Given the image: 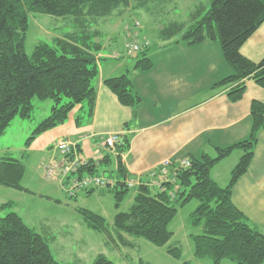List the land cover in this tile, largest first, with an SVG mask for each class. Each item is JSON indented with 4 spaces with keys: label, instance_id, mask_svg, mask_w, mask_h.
Returning <instances> with one entry per match:
<instances>
[{
    "label": "trees",
    "instance_id": "trees-1",
    "mask_svg": "<svg viewBox=\"0 0 264 264\" xmlns=\"http://www.w3.org/2000/svg\"><path fill=\"white\" fill-rule=\"evenodd\" d=\"M130 0H0V137L16 118L32 119L33 100H52L50 115L41 122L26 145L43 133L66 123L69 114L83 103L93 112L96 101L94 80L98 76L97 53L101 44L91 42L99 36L80 32L55 38L52 44L40 43L31 55L25 50L29 14H45L60 18L75 17L78 27H86L88 19L110 17L121 7L128 8ZM193 13V22L187 29L184 24L173 22L161 32L166 40L180 34L182 41L190 45L206 40H218L226 62L233 74L216 87H228L232 103L245 95L247 82L253 80L264 89V58L255 63L241 53L244 43L264 23V0H212L210 10ZM84 24V25H83ZM146 53V52H145ZM144 52L139 55L138 66L150 70L153 62ZM106 86L117 95L124 106L135 107L140 97L124 74L105 81ZM252 130L250 136L233 146L219 149L217 156L203 154L200 159H190L188 168L175 166L169 170L175 184L164 182L160 189L147 184L138 186L135 203L128 213L115 216L113 228L123 246H132L125 235L143 238L157 247H165L173 238L169 226L185 206L196 199L199 206L192 216V224L202 227L203 233L193 236L197 259L210 258L213 264L232 261L235 264H264V234L253 227L245 215L233 203V189L238 180L248 171L253 160L259 133L264 130V103L254 101L251 107ZM130 138L123 136L115 153L107 154L101 163L109 166L116 158V174L120 179L109 185L117 201L116 207L128 194L126 181L130 179L121 154L129 149ZM240 149L243 156L233 169L227 186H219L211 177V169ZM26 156V153H25ZM26 173L23 161L0 157V185L19 191L30 192L22 186ZM80 175H99L96 162H87ZM104 176V175H103ZM175 185L180 187L175 198ZM90 191L89 193H94ZM58 202V201H57ZM13 203L0 205V211L13 208ZM87 226L107 233L108 224L102 216L85 209H78ZM51 240L31 229L16 212L0 216V264H62L50 248ZM108 244V240H107ZM167 252L180 259L182 250L169 247ZM93 264H114L104 255H99ZM139 264H149L140 261ZM187 264V263H186Z\"/></svg>",
    "mask_w": 264,
    "mask_h": 264
},
{
    "label": "crops",
    "instance_id": "crops-1",
    "mask_svg": "<svg viewBox=\"0 0 264 264\" xmlns=\"http://www.w3.org/2000/svg\"><path fill=\"white\" fill-rule=\"evenodd\" d=\"M182 35L166 40L159 31L158 42L153 43L139 31L140 39L151 44L144 51L153 62L150 70L138 66L139 55H136L138 59L128 61L124 59L123 50L105 52L104 46L97 42L102 47L97 53L99 73L93 82L96 91L93 112L90 114L87 103L78 105L65 124L38 136L28 150L43 154L45 167L51 159L60 157L56 146L62 141H70L77 145L82 160L96 162L101 175L106 167L101 160L110 153L104 140L109 135H119L120 139L114 145L117 148L126 135L130 138V147L120 158L130 179L137 183H153L162 171L169 176V170L185 159H200L204 153L208 154L207 151L217 153V148L224 149L246 140L253 124L252 103H264V89L249 80L243 98L232 103L228 98L229 88L216 87L233 74L220 42L206 40L190 45L181 40ZM99 38L100 35L96 39ZM241 53L255 63L263 60L264 23L244 43ZM124 74L128 75L134 92L140 97V103L135 107L121 104L105 84L107 79ZM242 156V150H234L211 169L212 179L218 185L222 181L227 186ZM112 158L108 167L113 165L116 170V158ZM167 162L169 167L165 166ZM223 164H227L226 176L216 169ZM114 178L120 179L118 175ZM50 181L57 182L65 193L59 181ZM48 198L61 204L58 198ZM233 203L249 223L264 234V130L259 133L248 171L233 189ZM228 263L225 260L222 264Z\"/></svg>",
    "mask_w": 264,
    "mask_h": 264
},
{
    "label": "rangeland",
    "instance_id": "rangeland-1",
    "mask_svg": "<svg viewBox=\"0 0 264 264\" xmlns=\"http://www.w3.org/2000/svg\"><path fill=\"white\" fill-rule=\"evenodd\" d=\"M211 1L130 0L128 8L121 7L110 17L99 18L95 22L88 19L85 28L77 26L75 17L60 18L30 13L25 50L31 55L40 43L52 44L55 38H63L66 34L78 30L84 36L90 35L92 31H98L100 38L92 37L91 42H100L105 52L123 50L126 56L124 59L133 61L138 57L128 53L127 45L131 39L128 27L135 29V23L140 22L139 31L144 32L151 42L157 43L159 31L173 22L184 24L188 29L196 22L193 20V13L200 8L203 13L197 17L200 19L204 17L211 8ZM33 105L32 119L17 118L0 138V156L15 158L25 163L26 173L22 186L31 193L0 185V204L9 201L14 204V208L0 211V216L8 212H18L27 226L51 240V252L62 264H93L99 255H104L114 264H139L140 261L149 264H213L210 258L197 259L195 256L196 245L193 236L203 233L202 227L192 224V216L199 206L198 200L194 199L182 207L175 203L178 213L169 226L173 238L165 247H157L143 238L126 234L125 238L132 246H123L113 223L118 213L130 212L135 203L138 186L129 190L117 208L115 194L110 188L89 195L81 193L78 198L70 199L57 182L47 180L43 167L45 162H42L44 155L28 150L26 142L41 122L50 115L54 102L36 98ZM207 153L213 157L217 156L213 150ZM216 169L226 176L227 164ZM104 170L100 174L107 178L113 179L117 176L113 165L104 167ZM219 182L221 187L226 186L222 181ZM48 197L58 198L61 204ZM78 209L89 210L105 218L111 237H108L107 233L89 228ZM169 247L181 248V258L171 256L167 252ZM230 262L232 261L228 264H231Z\"/></svg>",
    "mask_w": 264,
    "mask_h": 264
},
{
    "label": "built area",
    "instance_id": "built-area-1",
    "mask_svg": "<svg viewBox=\"0 0 264 264\" xmlns=\"http://www.w3.org/2000/svg\"><path fill=\"white\" fill-rule=\"evenodd\" d=\"M140 22L135 23V29L127 28L131 34L130 42L127 45L128 53L136 56L149 49L151 44L147 40H141L139 37ZM120 139L119 135H109L104 140L105 146L111 147L110 153H115V143ZM57 152L60 154L59 158L51 159L44 167V175L47 180H57L62 184L65 194L70 199H75L81 192L98 191L107 189L109 185H114L116 180L107 178L103 175H80V169L87 163L80 158L77 145L70 141H62L56 146ZM166 167L170 163L165 164ZM181 167L188 168L191 166L189 159H185L180 163ZM156 178V175H153ZM158 178V177H157ZM155 181L150 182L149 185L160 189L164 182L175 184L174 175L167 176L165 171H162L160 177ZM148 184V182L137 183L134 180L128 179L126 184L129 188H134L140 184ZM180 190L178 185H175L172 198H175L176 193Z\"/></svg>",
    "mask_w": 264,
    "mask_h": 264
},
{
    "label": "bare ground",
    "instance_id": "bare-ground-1",
    "mask_svg": "<svg viewBox=\"0 0 264 264\" xmlns=\"http://www.w3.org/2000/svg\"><path fill=\"white\" fill-rule=\"evenodd\" d=\"M65 140V139H64ZM115 146H116V144H115ZM109 149H111V147H108ZM116 148V147H115Z\"/></svg>",
    "mask_w": 264,
    "mask_h": 264
}]
</instances>
